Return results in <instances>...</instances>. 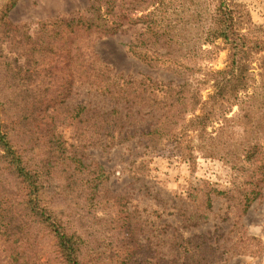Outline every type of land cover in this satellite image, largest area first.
I'll use <instances>...</instances> for the list:
<instances>
[{
    "label": "trees",
    "instance_id": "16d2710c",
    "mask_svg": "<svg viewBox=\"0 0 264 264\" xmlns=\"http://www.w3.org/2000/svg\"><path fill=\"white\" fill-rule=\"evenodd\" d=\"M18 1L0 17L12 27L11 55L0 60V264H217L220 247L204 235L168 236L170 259L155 224L142 246L134 230H144L143 211L130 213L125 196L111 195V171L86 156L113 148V132L134 128L121 142L141 132L153 149L176 135L186 158L196 148L231 166L225 198L246 215L264 196V40L250 11L235 0H91L87 15L22 31L8 18ZM119 33L132 34L135 57L181 81L101 64L92 43ZM217 50L227 51L226 68L198 66ZM83 87L113 108H64Z\"/></svg>",
    "mask_w": 264,
    "mask_h": 264
},
{
    "label": "rangeland",
    "instance_id": "374dc122",
    "mask_svg": "<svg viewBox=\"0 0 264 264\" xmlns=\"http://www.w3.org/2000/svg\"><path fill=\"white\" fill-rule=\"evenodd\" d=\"M235 1L250 11L255 34L264 40V0ZM8 2L0 0V17ZM90 4L91 0H19L8 18L15 27L22 30L27 25V29L33 31L45 22L50 24L57 19L87 15ZM4 22L0 20V47L3 48L0 60L4 55H11L9 34L12 27L7 29ZM132 40L131 33L105 36L95 40L92 49L100 63L108 66L114 74L133 78L146 76L162 82L181 81L165 66H149L135 57L127 46ZM227 58L226 50H217L212 55L202 54L198 66L203 70H222L227 66ZM24 61L23 58L19 60V64L23 65L20 68L18 64V69H25ZM255 67H258V63ZM79 105L101 110L113 108L109 101L85 87L80 88L74 96L72 94L63 107L73 109ZM133 132L134 128L122 130L120 135L113 132L119 138L113 148H90L86 158L88 163L99 162L111 171L107 188L111 195L126 197L127 202L124 203L130 213L136 209L143 211L147 221L144 230H134L142 241L141 245H146L147 239L152 237L151 231L156 224L155 228L166 232L162 236L165 240L162 248L170 259L175 250L173 244L167 242L168 236H177L180 241L181 238L204 235L209 238L208 246L220 247L217 264H264V196L252 205L246 215L238 217L233 203L225 198L232 188L234 177L229 164L219 159L205 158L196 148L188 151L191 154L186 158L176 135L155 149L141 132L121 142V137ZM62 133L66 139L73 136L71 128L63 129ZM105 137L106 133H103L101 139ZM102 206H108V203ZM99 215L106 216V213L101 211ZM87 226L90 227L89 224ZM236 236L240 239H236ZM154 242V239L150 241ZM221 257L222 260H219Z\"/></svg>",
    "mask_w": 264,
    "mask_h": 264
}]
</instances>
